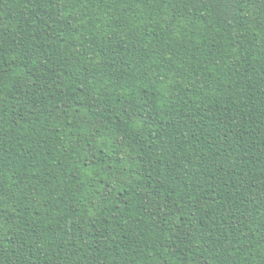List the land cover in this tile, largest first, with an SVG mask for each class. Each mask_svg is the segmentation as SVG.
<instances>
[{
	"label": "trees",
	"instance_id": "obj_1",
	"mask_svg": "<svg viewBox=\"0 0 264 264\" xmlns=\"http://www.w3.org/2000/svg\"><path fill=\"white\" fill-rule=\"evenodd\" d=\"M0 264H264V0H0Z\"/></svg>",
	"mask_w": 264,
	"mask_h": 264
}]
</instances>
